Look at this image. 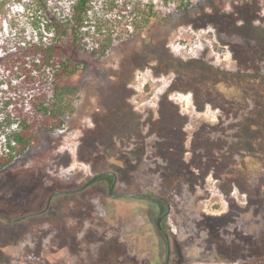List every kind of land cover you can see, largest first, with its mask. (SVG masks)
Returning a JSON list of instances; mask_svg holds the SVG:
<instances>
[{"label":"rangeland","instance_id":"rangeland-1","mask_svg":"<svg viewBox=\"0 0 264 264\" xmlns=\"http://www.w3.org/2000/svg\"><path fill=\"white\" fill-rule=\"evenodd\" d=\"M137 1L93 0L86 50L67 52L85 71L74 112L0 171V264H165L160 207L136 197L150 193L169 200L170 264H264L258 179L234 175L261 102L264 0H139L161 17L142 29ZM33 2L0 0V58L36 36ZM104 173L124 196L106 180L72 192Z\"/></svg>","mask_w":264,"mask_h":264},{"label":"trees","instance_id":"trees-1","mask_svg":"<svg viewBox=\"0 0 264 264\" xmlns=\"http://www.w3.org/2000/svg\"><path fill=\"white\" fill-rule=\"evenodd\" d=\"M92 5L93 0H73L66 14L49 0H34L30 6L36 36L21 41L14 53L7 50L5 57L0 58L1 84L6 85L5 89H0V171L28 149L41 145L42 134L61 129L65 117L74 112L85 71L67 52L86 50L85 29L91 18ZM141 5L138 0L134 6L132 23L137 29L161 19L152 12L153 5L149 6L148 12L142 11ZM179 5L180 10L185 9L190 6V1L181 0ZM98 41L104 46L103 52L111 46L108 39L101 41L99 38ZM257 94L261 102L249 111L240 126L235 147L243 154L234 175L253 180L252 173H255L258 182L252 189L264 200V78L260 80ZM98 180H106L111 186L114 176L104 173ZM147 197L160 207L157 221L168 211L169 200L153 193ZM167 221L165 215L162 231L157 226L165 243L166 237L171 236Z\"/></svg>","mask_w":264,"mask_h":264},{"label":"water","instance_id":"water-1","mask_svg":"<svg viewBox=\"0 0 264 264\" xmlns=\"http://www.w3.org/2000/svg\"><path fill=\"white\" fill-rule=\"evenodd\" d=\"M113 175H114V177H115V174H113ZM103 176H104V174H100V175L96 176L94 179H92V180H91L90 182H88L86 185H84V186H82V187H80V188H78V189H75V190H73L72 192H79V191H81V190L87 188V187L90 186L93 182H95L97 179H99V178H101V177H103ZM115 185H116V182H114V183L112 184L111 188H110V195L113 196V197H119V198L122 197V196H124L125 194H118V195H115V194H114ZM67 192H70V191H67ZM58 193H61V192H55V193H53V194L49 197L48 202H47V205H46V207L43 209V211L38 212V213H34V214H29V215H27L26 217H30V216H33V215H39V214L45 213V212L49 209L53 197H54L56 194H58ZM169 212H170V207L168 208V211L166 212L165 215H168ZM165 215H162V216L157 220V225H158L159 228H161V221H162V219H163V217H164ZM1 217H3V218H9V217H7V216H5V215H1ZM24 218H25V217L15 218V219H13V218H9V219L12 220V221H16V222H17V221H21V220L24 219ZM169 251H170V250H169Z\"/></svg>","mask_w":264,"mask_h":264},{"label":"flooded vegetation","instance_id":"flooded-vegetation-1","mask_svg":"<svg viewBox=\"0 0 264 264\" xmlns=\"http://www.w3.org/2000/svg\"><path fill=\"white\" fill-rule=\"evenodd\" d=\"M110 174H114V173H110ZM114 176V175H113ZM114 182H116V176L114 177ZM113 182V183H114ZM112 183V184H113ZM112 186V185H111ZM111 186H110V188H111ZM115 187H116V185H115ZM114 191H115V189H114ZM142 195H136V197H141ZM145 197H147V195H144ZM170 207V206H169ZM169 214V213H168ZM160 218V217H159ZM162 222V221H161ZM158 226V225H157ZM159 228V227H158ZM160 229V231H162V227L161 228H159ZM166 239H167V243H166V246H167V248H166V262H165V264H170V262H171V255H172V247H171V242H170V238L167 236L166 237ZM170 250V251H169Z\"/></svg>","mask_w":264,"mask_h":264}]
</instances>
